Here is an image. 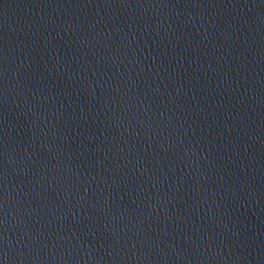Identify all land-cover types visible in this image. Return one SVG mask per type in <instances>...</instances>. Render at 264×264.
<instances>
[{
	"label": "water",
	"instance_id": "obj_1",
	"mask_svg": "<svg viewBox=\"0 0 264 264\" xmlns=\"http://www.w3.org/2000/svg\"><path fill=\"white\" fill-rule=\"evenodd\" d=\"M0 264H264V0H0Z\"/></svg>",
	"mask_w": 264,
	"mask_h": 264
}]
</instances>
